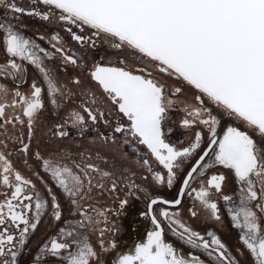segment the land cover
<instances>
[{"label": "snow or ice", "instance_id": "snow-or-ice-1", "mask_svg": "<svg viewBox=\"0 0 264 264\" xmlns=\"http://www.w3.org/2000/svg\"><path fill=\"white\" fill-rule=\"evenodd\" d=\"M29 5L0 0V264H20L46 213L62 223L32 264L49 258L58 264H240L244 251L252 264H264V0ZM25 16L47 22L52 31L28 35ZM103 44L118 50L117 62L103 54L88 60L87 51ZM126 53L139 65H130ZM69 66L77 70L72 76L66 75ZM29 67L35 73L30 82ZM46 99L64 112L51 136L66 138L69 128L80 137L93 131L90 143L103 146H116L119 137L121 157L139 165L142 180L151 178L147 187L131 169L117 174L104 167L107 156L88 150L32 153L51 183L44 180L28 154ZM101 122L106 132L98 130ZM178 130L183 135L174 140ZM13 154L41 180L43 192L16 167ZM226 172L235 186L230 193L224 191ZM156 185L175 188V195H159ZM137 192L147 202L141 214L153 227L133 251L122 253L108 238L117 231L110 216ZM61 197L70 206L67 217ZM106 197L118 201L115 208L102 204ZM185 200L190 218L203 210L214 222L222 220L223 204L242 248L234 253L216 230L201 232L185 222ZM162 220L187 254L165 241ZM105 254L112 259H102Z\"/></svg>", "mask_w": 264, "mask_h": 264}, {"label": "flooded vegetation", "instance_id": "flooded-vegetation-1", "mask_svg": "<svg viewBox=\"0 0 264 264\" xmlns=\"http://www.w3.org/2000/svg\"><path fill=\"white\" fill-rule=\"evenodd\" d=\"M20 6L30 7L29 0H18ZM23 23L28 27V35H35L38 33L48 34L52 31V28L47 22L41 21L39 18L35 17H22ZM61 35L64 37L65 42L72 47L74 50L79 51L77 45L71 41L67 33L61 32ZM43 46L47 47L43 41H40ZM118 50L111 49L107 44L101 45L98 49L87 51V58L89 61L98 60L100 55H105L106 61H111L113 63L117 62L120 58L116 55ZM128 56V63L130 65L138 66L139 62L136 61L135 57L131 53H126ZM55 66H59V61L54 62ZM77 70L69 66L67 76H72ZM35 75L31 67H29V82L32 77ZM61 79L65 78V73L60 72ZM27 86H24L26 90ZM173 115H176L175 113ZM64 112H57L47 101L45 100V109L39 114L38 121L33 130V138L31 141V149L28 154L29 163L32 165L33 169L39 170L41 176L44 180H49L48 176L39 169L38 164L35 162V159L32 155L35 151L39 150L43 155L47 156L49 153H53L61 149H71L73 152H80L88 150L91 152L100 151L103 155L108 157L109 163L104 165V167H111L117 174L121 171L127 172L129 169L136 173V182L141 184L142 189L146 188L150 182L149 180H142V170L139 168V165L135 163L134 160L128 158H122L119 142L120 138L117 137L116 146H103L100 144H92L90 140L94 135L93 131H89L83 137L77 135V133L68 129L70 135L66 138L60 139L51 136L49 129L53 128L56 123L63 121ZM98 130L100 132H106V128L101 122L98 124ZM25 139L27 138V128H23ZM183 134L178 130L176 136L173 137L175 140L177 137H181ZM185 141L188 137L183 136ZM125 152H128L129 156L133 154L128 151L127 146L123 149ZM13 161L17 168H19L26 176L33 179L37 184L38 189L43 192V184L41 180L35 176H32L31 170H26L22 165V158L18 154H13ZM228 176V183L225 187V193H230L234 189V184L231 182V174L226 172ZM158 194L164 196L165 198H172L175 195V188L167 189L166 186L156 185ZM148 191L151 192L152 189L148 188ZM59 195V193H58ZM123 195V194H121ZM129 206L120 211L119 215H111L110 219L114 221L115 228L117 231L114 234H108L109 239H114L118 245V251L122 253H127L134 250V246L137 243L143 242L146 239L147 231L152 230V224L150 217L142 215L141 213L147 212V202L145 197L137 192L133 196L129 197ZM118 201H114L110 198H104L102 204L116 207ZM61 205L64 211V216L69 215V204L66 200L61 197ZM159 207V206H158ZM188 201L185 200L184 204L181 207V218L190 224L194 229H197L201 232H204L208 229L216 230L224 242L227 243L229 248L235 253L236 248H242V245L238 244V232L231 227L229 222V217L224 213L223 204H221V213L222 220L219 222H214L207 218L205 211L201 210L198 213L196 218H190L188 215ZM61 223L56 222L50 215L46 213L42 216L41 221L35 230L34 233H30L27 244L24 248V254L20 257V264H32L33 257L39 250V248L49 239V237L54 236L57 233L58 228L61 226ZM164 226V238L166 242H171L178 249H182L185 254L188 253L189 248L185 247L176 237L172 235L169 231L167 222L161 221ZM91 242L95 245L97 242V237L95 234L91 235ZM102 259H112L108 254H105ZM240 259V264H252L251 259L249 258L248 252L244 251V254ZM43 264H58V261L54 258H49L43 261Z\"/></svg>", "mask_w": 264, "mask_h": 264}]
</instances>
